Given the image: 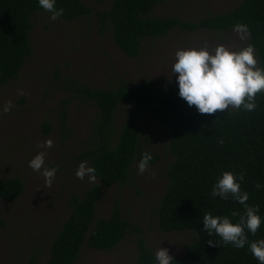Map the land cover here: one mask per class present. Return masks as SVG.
I'll list each match as a JSON object with an SVG mask.
<instances>
[{"label": "trees", "instance_id": "16d2710c", "mask_svg": "<svg viewBox=\"0 0 264 264\" xmlns=\"http://www.w3.org/2000/svg\"><path fill=\"white\" fill-rule=\"evenodd\" d=\"M162 2L111 0L101 12H93L81 0H56L55 7L63 8L58 18L65 21L94 15L99 31L109 29L114 44L128 59L140 56L146 39L167 37L174 30L226 33L236 24H245L249 33L245 46H253L259 68L264 69V0H242L224 14L209 15L197 22L183 21L178 16L153 17L154 9ZM41 12L46 11L37 0H0V85L15 79L32 56L28 38L33 28L31 19ZM177 91V87L149 82L121 84L108 90L82 89L80 94L95 106L96 114L91 122L94 146L81 159L95 169L96 178L105 187L125 184L142 154L152 156L148 167L159 161L157 154L139 147L140 122L152 118L167 129L172 156L165 168L167 185L156 207L157 227L165 233L195 234L193 242L173 258L172 264H258L247 245L240 249L224 243L210 246L207 241H218L219 237L207 236L201 221L205 213L238 221L244 213L243 205L231 198H213L210 191L222 172H242L240 190L247 192L248 205L258 207L262 221L256 234L248 239H264V92L255 95L252 111L241 108L199 114L195 106H187L178 97ZM120 104H125L127 110L121 128L116 130L114 117ZM65 114L63 110L62 125ZM220 140L223 143H218ZM23 190L24 184L18 178L0 180V198L4 201H16ZM100 198L97 184L90 185L82 196L68 197L70 212L52 239L46 264H75L83 246L110 251L129 234L131 225L123 217L118 200L113 202L108 218L95 220ZM128 264H155L154 254L143 239L138 240L137 255Z\"/></svg>", "mask_w": 264, "mask_h": 264}, {"label": "rangeland", "instance_id": "374dc122", "mask_svg": "<svg viewBox=\"0 0 264 264\" xmlns=\"http://www.w3.org/2000/svg\"><path fill=\"white\" fill-rule=\"evenodd\" d=\"M93 12L108 8L111 0H81ZM242 0H163L153 17L178 16L197 22L209 15H220ZM41 12L32 19L29 33L32 56L15 79L0 85V180L18 178L24 190L14 202L0 198V264H46L52 239L69 215L67 199L82 196L92 184L101 188L95 220L108 218L111 206L119 201L123 217L130 222L129 234L110 251L83 246L75 264H128L137 255V242L154 254L167 248L172 258L179 256L195 239L193 232H161L157 227L156 207L166 188L165 168L172 162L168 150L169 133L152 118L139 125V147L159 157L156 165L138 173L132 166L123 185L105 187L96 178L88 182L75 176L81 155L94 146L91 122L95 106L85 101L82 89H113L121 84L140 82L177 87L171 66L178 49L207 47L211 52L223 45L239 51L241 39L233 30L226 33L197 30L172 31L167 37L146 39L139 57L128 59L114 44L109 29L100 32L94 15L73 21ZM256 67H259V61ZM7 101L12 107L3 111ZM226 109V110H231ZM65 110V123L61 117ZM127 110L120 104L114 126L119 130ZM48 131L45 132V126ZM51 141V147H42ZM38 152L45 153V165L57 172L50 184L28 167Z\"/></svg>", "mask_w": 264, "mask_h": 264}, {"label": "clouds", "instance_id": "9594fccd", "mask_svg": "<svg viewBox=\"0 0 264 264\" xmlns=\"http://www.w3.org/2000/svg\"><path fill=\"white\" fill-rule=\"evenodd\" d=\"M38 6L50 14V20H56L63 14V8H56V0H37ZM241 39L248 36V27L245 24L233 26ZM254 48L249 43L239 51H230L223 45L216 46L211 52L207 47L178 49L175 52V62L171 66L172 76L175 75L177 95L187 106H195L199 114H213L217 110L241 109L252 111L256 107L255 95L264 92V69L256 67ZM12 107L7 101L3 107L8 112ZM218 143H223L222 140ZM51 141H45L42 147H51ZM152 156L142 154L137 162L138 173H143L148 167ZM28 167L38 172L50 184L57 169L45 165V153H36L28 162ZM75 176L88 182L96 180L95 169L86 166L82 161L75 171ZM244 174H233L230 171L222 172L212 185L210 195L221 200L231 198L243 205L244 213L236 223L231 222L228 216L205 213L202 217V231L209 237L217 236L218 241L209 239L211 246L215 243L230 244L240 249L247 245L248 251L258 264H264V239L249 240V235H255L261 224L258 207L250 206L247 192L240 190ZM257 188L261 185L257 184ZM237 215L236 213L232 214ZM155 264H172L173 258L167 248H157L154 252Z\"/></svg>", "mask_w": 264, "mask_h": 264}]
</instances>
